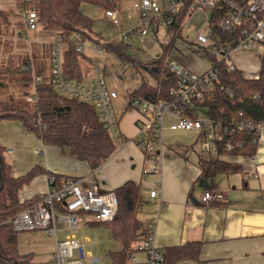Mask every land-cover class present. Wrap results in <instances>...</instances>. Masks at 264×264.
<instances>
[{
    "label": "crops",
    "instance_id": "obj_1",
    "mask_svg": "<svg viewBox=\"0 0 264 264\" xmlns=\"http://www.w3.org/2000/svg\"><path fill=\"white\" fill-rule=\"evenodd\" d=\"M5 1L8 6L10 0ZM2 3L0 10L6 12L8 7ZM89 5L92 4L82 3L80 9L91 17ZM116 9L120 23L131 22L125 29L120 27V30H126L138 23L139 19L131 7V0L120 1ZM98 10L99 15L103 14L104 9L99 7ZM124 11H127L125 15ZM0 18V47L10 36L28 40L29 46L34 41H49L50 44L55 36L52 35L45 41L38 39L35 36L40 31L39 28L17 37L16 30H23V20L21 26H14L12 32L8 31L11 24L6 20L7 17ZM92 29V36L101 43L117 47L118 43L125 44L124 42L128 41L119 36V30L116 37L105 38L94 29L93 24ZM158 32L159 30L155 36ZM181 41L182 44L188 45L193 39L184 37ZM81 42L83 47L79 59V77L86 79L96 68L101 69L94 64V59L102 58L103 52L98 53L100 45L92 41ZM105 50L103 48V51ZM191 56L195 59H205L202 56ZM5 57L0 50V64L8 61ZM29 57L34 64L32 52L26 53L23 62ZM177 57L186 67L184 58ZM205 67L193 70L202 71ZM101 71L108 87L118 91L117 98L112 101L117 116V135L113 138L114 150L96 168H92L86 160L76 158L68 146L44 142L19 119H0V144L4 148V157L10 165L12 176L18 178L33 168H40L37 174L18 189L19 202L40 197L47 190L48 176L52 174L58 176L60 181L81 178L84 188L95 184L101 191H114L124 182L133 181L140 189L137 218L142 223L143 231L148 225H153L155 243L163 254L167 248H173L171 258L174 264H264V147L256 148L252 157L242 153H225L219 157L204 154L197 141L198 132L195 129L176 128L178 117L172 113H164L159 171L144 173L143 169L148 168V164L143 150L135 142L142 124V114L128 106L129 94L141 82V71L138 70L139 81L133 89H128L122 81L121 86H115L106 80L104 70ZM199 107L194 105L185 109L192 116L205 118L198 113ZM213 161L229 163L235 168L227 171L218 168L203 169L202 162ZM152 189L157 190L154 196H150ZM207 190L218 193L219 198L203 202L201 197ZM81 218L82 223L94 224L95 220L90 214H81ZM66 235L78 238L74 232L65 233L63 238ZM78 239L84 247L87 235ZM16 247L19 253H32L34 262H46L49 261L54 241L49 243V247L42 253L33 249L19 251L17 241ZM34 252H37L40 258L48 254V259L35 261ZM134 255L139 262L146 261L143 251H136Z\"/></svg>",
    "mask_w": 264,
    "mask_h": 264
},
{
    "label": "built area",
    "instance_id": "obj_2",
    "mask_svg": "<svg viewBox=\"0 0 264 264\" xmlns=\"http://www.w3.org/2000/svg\"><path fill=\"white\" fill-rule=\"evenodd\" d=\"M31 2L32 0H23ZM188 4L187 17L198 11L202 12L197 22L193 24V42L195 51L208 50L216 60L208 61V66L202 71L189 70L173 53L170 52L168 67L177 78L170 90L171 99L151 100L141 96L128 99V106L142 114V124L136 137V144L145 154L148 168L143 172H158L161 163L162 150V116L172 113L178 117L176 128L195 129L198 132L197 141L201 152L214 157L231 153L234 147H240L231 140L235 135L252 132L253 142L257 148L264 147V121H251L244 117L241 110L230 113H209L208 104L213 102V89L220 85L218 64L222 63L227 70L238 69L233 54L240 51H259L257 65L249 64V75L244 77L257 79L264 59V0H131V7L138 16V23L126 30H120L118 10L104 9L103 17L119 28V36L129 40L133 36H155L160 27L169 25L174 16ZM186 17V18H187ZM217 18L215 23L212 18ZM23 30L17 29L16 35L21 37L30 30H38L40 24L34 9H28L23 14ZM185 25V23H184ZM216 27L230 35V38L219 36L213 29ZM76 40L75 49L81 51L83 45L77 33L72 35ZM50 74L47 78L35 72L32 59L29 57L19 70H27L31 74L32 90L27 100L36 102V85L41 82L50 83L56 91L64 96L90 102L96 108L102 126L108 134L117 135V116L112 101L117 98L118 91L109 88L100 68L86 79H73L64 74L63 52L68 43L59 36H54L50 42ZM98 53L103 48L98 46ZM201 56V55H200ZM254 56V55H252ZM231 95L232 92L224 88ZM257 94H254V97ZM206 106L208 115L205 118L192 116L185 108L191 106ZM183 106V107H182ZM42 128L45 123L38 122ZM252 157V155L250 156ZM157 194L156 189L150 190V196ZM219 194L205 191L201 197L203 202L218 199ZM60 204L62 209L57 207ZM117 212V197L113 190L101 191L95 184L84 188L81 178H70L59 183L55 176H48V188L39 199L14 215L0 222L7 232L34 229H51L54 237V247L49 261L37 264H101L97 257L89 255L83 248V243L73 235L57 238L59 230L75 227L80 222L81 214H90L96 221H109ZM62 226L56 227V222ZM77 252V256L74 255ZM143 251L146 255L144 263L139 262L134 253ZM129 264H164V254L154 241L152 224L145 229L144 236L134 244V252L129 258Z\"/></svg>",
    "mask_w": 264,
    "mask_h": 264
},
{
    "label": "trees",
    "instance_id": "obj_3",
    "mask_svg": "<svg viewBox=\"0 0 264 264\" xmlns=\"http://www.w3.org/2000/svg\"><path fill=\"white\" fill-rule=\"evenodd\" d=\"M121 0H33L40 28L57 35L68 43L63 52L64 74L73 79H80L79 59L81 51L75 49L76 40L72 38L78 34L79 41H92L104 49L113 50L117 56L128 61L135 67L145 68L152 82L141 76L140 84L129 94L141 96L151 100L171 99L170 90L176 82V74L168 67L170 52L177 37H182L185 19L189 6L185 4L167 25V31L172 38L162 45L160 54L150 63H143L139 59L130 57L111 44L101 43L92 36L93 20L80 9L82 3H89L102 9L117 8ZM0 10V16L4 14ZM217 18L213 17L215 23ZM214 31L221 37L230 35L220 31L215 26ZM183 38V37H182ZM48 57L47 65L34 60L35 72L43 78L50 74L51 44H46ZM45 52V54H46ZM206 60H216L208 51L200 52ZM18 65L11 63L0 64V119H19L26 128L35 131L44 142L66 145L78 159L86 160L92 168L100 165L114 150L113 138L108 134L90 102L67 97L59 94L56 89L46 82L36 85V102L27 100L31 94V74L27 70H18ZM220 85L213 89L214 100L208 104L209 113H232L241 110L244 117L251 121H264V59L262 60L259 77L246 78L238 70H227L222 63L218 64ZM224 88L232 92L229 95ZM254 94H257L254 97ZM183 107V106H182ZM45 123L42 128L38 122ZM252 132L235 135L231 140L240 147H234L231 153H242L251 156L256 151ZM204 170L218 168L232 170L235 167L229 163L213 161L202 162ZM40 168H33L25 175L14 178L9 163L4 157V148L0 144V222L14 215L24 207L36 202L39 197L19 202L17 192L24 182L37 174ZM56 182L60 178L55 176ZM117 197V212L109 221H93L109 229L113 239L121 243L119 250L110 251L111 264H129V258L134 252V244L140 240L145 231L141 221L137 218L140 202L139 186L133 181H126L115 190ZM62 209L60 204H57ZM196 245V243H190ZM173 248H167L164 253V264H174L171 258ZM0 264H37L33 261L32 253H19L16 247L15 232H6L0 225Z\"/></svg>",
    "mask_w": 264,
    "mask_h": 264
},
{
    "label": "rangeland",
    "instance_id": "obj_4",
    "mask_svg": "<svg viewBox=\"0 0 264 264\" xmlns=\"http://www.w3.org/2000/svg\"><path fill=\"white\" fill-rule=\"evenodd\" d=\"M122 2L125 0H121ZM3 2L4 6L8 7V10L4 12L2 18L6 16V20L10 21L11 26H9L8 31H14V26H21V20H23V10L24 8L31 9L34 7L35 3L33 0L31 2H24L23 0H10L8 2V6L5 0H0V3ZM91 8V17L93 18V26L96 31H99L105 38L116 37L119 28L112 24L108 19L102 16V13L99 15V10L95 5H89ZM106 9V8H105ZM110 9V8H109ZM113 9V8H111ZM82 10V9H81ZM103 12V11H102ZM8 13V14H7ZM124 15L127 11L123 12ZM200 12L196 11L192 13L189 17L185 19V26L181 31V35L187 37L188 39H193L194 32L192 29L193 24L197 21ZM1 22V18H0ZM130 21L128 23L121 22L120 27L125 29L128 27ZM36 33L35 37L40 38L41 40H48L51 33L39 29ZM11 32V33H12ZM10 33V32H8ZM14 35V33H13ZM16 35V34H15ZM18 37V36H17ZM32 38V37H31ZM172 38V33L166 31L164 26L160 27L159 32L156 36H133L128 41H123L125 44H117V48L120 49L126 55L133 57L135 59H140L150 63L152 59L156 58L157 55L161 52V47L163 44L168 42ZM182 37H177L175 43V47L173 49V53L176 56H181L184 58L186 62V68L189 70L199 69L202 66L207 67L208 62L205 59L199 58L195 59L191 55L200 56L194 48L193 44H182ZM28 40L25 39H16L12 38V36L7 37V41L2 42V46L0 50H2L3 56H7V62L11 63L13 66H20L23 60L26 58V53L32 52L35 60L39 61L38 63L41 65H47V57L48 52L46 44L49 41L40 43V41H34L30 44L27 43ZM87 41V40H86ZM88 42V41H87ZM88 45V44H87ZM111 46L115 47L111 44ZM46 52V54H45ZM102 58H95L94 64L101 67L104 70V74L106 76V80L110 83H113L115 86L120 85L121 81L128 89H133L137 82L139 81L138 72L141 71V76L144 79L151 81L152 78L149 76L148 72L141 67H133L130 62L121 60L117 54L110 49H106L102 53ZM198 54V55H197ZM254 55V56H252ZM259 51H250L244 50L233 54V60L236 66L242 70L245 76L249 75V64L257 65L259 62ZM148 61V62H147ZM205 67V68H206ZM139 70V71H138ZM198 113L202 117H206L207 107L204 105L199 107ZM62 226V223L57 221L56 227ZM36 230V231H35ZM39 231V232H38ZM7 232V231H6ZM74 232L75 235L81 239L82 235H87L86 243L84 245V250L89 253V255L97 257L101 264H111V259L109 252L119 250L121 247V243L115 239H113L110 231L103 226L102 224L94 223L87 224L79 222L75 227L68 228L66 230H61L57 232V237L59 239L63 238L65 233ZM15 237L17 241V246L19 251H26V249H33L44 252L45 249L49 247V243L54 241V237L51 229L41 230H23L16 231ZM53 249V248H52ZM74 255L77 256V252L74 251ZM48 254L44 258H40L37 252H34V260H47ZM49 260V259H48Z\"/></svg>",
    "mask_w": 264,
    "mask_h": 264
}]
</instances>
